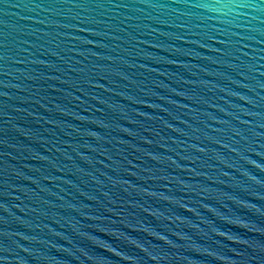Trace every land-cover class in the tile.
<instances>
[{"label": "water", "instance_id": "obj_1", "mask_svg": "<svg viewBox=\"0 0 264 264\" xmlns=\"http://www.w3.org/2000/svg\"><path fill=\"white\" fill-rule=\"evenodd\" d=\"M0 264H264V0H0Z\"/></svg>", "mask_w": 264, "mask_h": 264}, {"label": "clouds", "instance_id": "obj_2", "mask_svg": "<svg viewBox=\"0 0 264 264\" xmlns=\"http://www.w3.org/2000/svg\"><path fill=\"white\" fill-rule=\"evenodd\" d=\"M218 8H224V7H228L227 5H219V6H216Z\"/></svg>", "mask_w": 264, "mask_h": 264}]
</instances>
